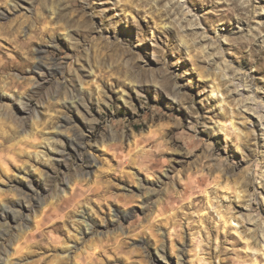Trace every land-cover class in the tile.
<instances>
[{
	"label": "rangeland",
	"instance_id": "374dc122",
	"mask_svg": "<svg viewBox=\"0 0 264 264\" xmlns=\"http://www.w3.org/2000/svg\"><path fill=\"white\" fill-rule=\"evenodd\" d=\"M0 264H264V0H0Z\"/></svg>",
	"mask_w": 264,
	"mask_h": 264
},
{
	"label": "bare ground",
	"instance_id": "6f19581e",
	"mask_svg": "<svg viewBox=\"0 0 264 264\" xmlns=\"http://www.w3.org/2000/svg\"><path fill=\"white\" fill-rule=\"evenodd\" d=\"M208 198H209V196H208ZM209 201H210V200H209ZM221 225L224 227L223 229L226 230V228H228L229 226L232 225V220L227 219L225 216L221 215V216H220L219 227H220ZM217 228H218V227H217ZM199 251H201V248L199 249ZM200 259H201V258H200ZM202 260H203V258H202Z\"/></svg>",
	"mask_w": 264,
	"mask_h": 264
}]
</instances>
